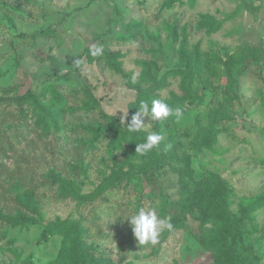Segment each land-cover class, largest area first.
Segmentation results:
<instances>
[{"label":"rangeland","instance_id":"obj_1","mask_svg":"<svg viewBox=\"0 0 264 264\" xmlns=\"http://www.w3.org/2000/svg\"><path fill=\"white\" fill-rule=\"evenodd\" d=\"M92 46L118 54L123 72L88 62ZM246 46L253 49L229 98L222 62ZM81 86L120 121H127L139 89L184 115L179 121L174 115L143 117L142 131L163 135L143 158L125 155L126 143L106 146L107 135L82 153L85 176L69 174L71 191L63 198L44 176L66 172L75 153L72 127L90 114L68 111L49 136L40 137L31 119L25 124L18 117L15 104L1 105L0 161L8 172L32 178L35 188L34 202L26 199L22 207L15 191L5 190L0 199L4 216L25 211L33 220L24 225L2 220L0 264H19L27 255L33 264L51 263L61 235L39 236L46 224L62 220L84 229L85 246L104 253L110 264H221L211 254L230 233L242 264L249 259L264 264V0H0V94L32 90L46 102L54 87L74 107L79 100L71 104V95ZM222 102L229 119L215 117ZM24 108L31 112L29 105ZM203 127L211 128L209 137L202 135ZM155 155L153 168L121 180L119 167H136ZM175 166L220 188L208 194L187 178L181 184ZM6 182L0 192L9 188ZM222 195L224 209L241 221L231 231L211 203ZM141 208H154L173 224L155 245H140L134 236L128 218Z\"/></svg>","mask_w":264,"mask_h":264},{"label":"trees","instance_id":"obj_2","mask_svg":"<svg viewBox=\"0 0 264 264\" xmlns=\"http://www.w3.org/2000/svg\"><path fill=\"white\" fill-rule=\"evenodd\" d=\"M252 49V46H246L241 53L234 52L229 54L222 62L226 75L224 93L229 96V98L236 94L238 87V73L248 62L249 59L247 58V54ZM180 55L182 57L185 56L182 52H180ZM85 56L87 61L90 63L95 62L99 65L102 64L103 66L113 69L117 73L123 72L121 62L117 60L118 54L111 53L106 47H103V54L101 56H92L90 54V49L87 50ZM186 60L188 62L187 65H189L190 60L188 58H186ZM143 65L145 66L146 62H143ZM73 69L75 70L76 67ZM155 85H157V83H155ZM138 91L141 92V94L139 95L138 100L130 105L127 121L125 123H128L131 120V116L139 110V102L141 100L148 101L149 106L151 107V100L149 98L150 92L147 90L141 91L140 89ZM51 92V96L46 102L41 100L44 97L42 93H35L32 90H26L23 93H13L11 95H8V92H4V95L0 94V106L15 104L17 112L19 113L18 117L21 118L25 124H27V121L31 119V124L34 125V128L40 129V137L49 136L50 129L57 128L56 124L59 120L63 119L65 113L68 111L81 110L86 115L90 114V119H86L84 121L81 120V118H78V122L72 127L75 137L70 139V141L73 145L75 153L73 159L67 163L68 166L66 172L64 173L56 170H50L46 173V176H44L45 181L49 182L50 185H57L55 190L58 196L66 198L70 194L69 174L73 178L85 176L86 172L85 169H83L84 158L82 153L88 149L97 147V145L105 139L107 135L106 146L111 147L114 144L126 143L127 147L123 150L125 155H133L132 158H137V156L141 158L144 157L143 155L136 153L135 148L136 143L144 141L147 136L146 132L141 131L140 133H129L127 131V126L122 124L118 117L112 116L102 110L99 102L87 87L81 86L73 89L71 95L73 100H70L71 104H76L79 100V103L74 107H71V105L68 104L69 95L59 93L54 87L51 88ZM76 95L81 96L76 97ZM223 103L224 102H222V104ZM26 104L30 106V111L32 113L25 110L24 106ZM224 108L225 105H221V107L217 109L215 117H225V119H229L231 114L227 107L225 109ZM4 112V109L0 110V113ZM6 113L8 115H14L13 111ZM201 132L202 135H208L209 137L211 128L203 127ZM157 164L158 158L155 155V157L151 156L147 162H144L139 166L128 167L125 170L119 167V171L121 173L120 176H122L121 180L127 179L128 181L129 176L133 173V171H147ZM173 171L178 173L181 184L187 182V178L188 181L194 185L204 187L208 194L211 193V190L218 191L220 188L216 182H206L202 178H196L191 175L188 176L180 167H173ZM19 172V170H10L8 172L4 162L0 161V177L3 176L0 179V186H2L3 181H7L6 183L9 187L0 192V199H3L5 190L15 191L18 193V199L16 202L18 203V206L22 207L26 199L29 202H34L32 191L35 186L32 185V178H28L25 173ZM115 174H117V172ZM101 191L102 190H100V192ZM219 197L220 198L212 197L211 199V203L214 208L213 210L216 212L218 217L223 219L224 222L229 225L230 229H227V231H231L233 228L240 226L241 221L236 217L233 218V216L224 209L225 206L222 203L224 195ZM27 217L28 216L25 211H20L15 216H10L9 214L4 216L2 214V209L0 208V224L2 223V220L11 225H24L28 222H33V220H28ZM84 231V229H76L75 225H71L70 222L68 223V221L64 220L46 224L41 231L39 239L48 240L52 235H61L60 248L56 257L52 259L49 264H110L109 258L105 256L104 253L102 254V252H97V254H94L89 247L87 248L85 246L86 243L83 238ZM221 241H223L221 249L216 248L211 254L213 260L221 264H242L240 260L241 255L236 252V237L230 233L227 234V237L223 238ZM224 252H228V254L221 256ZM13 256L17 258L19 257L17 250L13 251ZM247 261L248 262L246 264H253L252 259ZM19 264H33V260L29 255H27L19 262Z\"/></svg>","mask_w":264,"mask_h":264},{"label":"clouds","instance_id":"obj_3","mask_svg":"<svg viewBox=\"0 0 264 264\" xmlns=\"http://www.w3.org/2000/svg\"><path fill=\"white\" fill-rule=\"evenodd\" d=\"M90 54L94 57L101 56L103 54V48L101 46H92L90 48ZM77 66H80L81 61L75 60ZM136 76L133 75L132 80L135 82ZM175 116L177 121L183 118V109L177 107L171 108L169 104L162 99H153L151 101V107L148 101L141 100L139 102V110L131 116V120L128 123L124 122V118H121V123L127 126L129 133H140L144 127L143 117H148L151 120H161L170 116ZM126 116V115H125ZM163 140V135L158 132H150L141 143H136L135 152L140 155L149 153L153 148L157 147ZM170 148L171 145H166ZM134 236L138 240L140 245H155L159 242V237L165 230L172 231L173 224L170 218L158 217L157 210L149 208L145 210L141 208L138 213L128 218Z\"/></svg>","mask_w":264,"mask_h":264}]
</instances>
